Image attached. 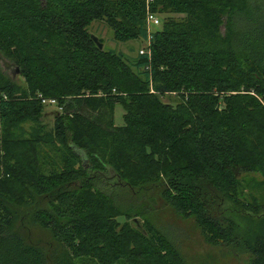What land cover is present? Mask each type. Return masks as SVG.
<instances>
[{
  "label": "trees",
  "instance_id": "1",
  "mask_svg": "<svg viewBox=\"0 0 264 264\" xmlns=\"http://www.w3.org/2000/svg\"><path fill=\"white\" fill-rule=\"evenodd\" d=\"M27 1L0 0V52L24 81L0 75V264H187L152 225L156 189L207 244L264 264V0H154L168 17L151 34L141 0ZM94 21L144 47L99 50Z\"/></svg>",
  "mask_w": 264,
  "mask_h": 264
},
{
  "label": "rangeland",
  "instance_id": "2",
  "mask_svg": "<svg viewBox=\"0 0 264 264\" xmlns=\"http://www.w3.org/2000/svg\"><path fill=\"white\" fill-rule=\"evenodd\" d=\"M42 1V0H41ZM110 2H115L117 0H108ZM20 4L29 7L27 0H17ZM1 5V4H0ZM3 11V8L0 6V14ZM160 13V14H159ZM157 13V17L160 20L161 24L165 21L164 12ZM2 17L0 16V19ZM147 27V25H146ZM161 25L156 27H151L150 32H153L159 29ZM87 33L89 35H94L102 41L104 50H114L122 51L128 56H134L136 50L144 47V43H141L140 47L136 42L128 43H117L113 39V32L107 26L104 21H94L88 27ZM7 48L13 49L15 46H6ZM0 54V75L6 78L9 81L16 82L17 86L24 87V81L21 76L15 75L14 66L7 61L8 58L3 51ZM0 52V53H1ZM258 98V97H257ZM260 98V97H259ZM258 98V100H259ZM162 101L164 103H173L178 101L176 95H167L163 97ZM56 111L55 105H46L41 113L39 118V123L44 124L48 129L52 127L53 124V115ZM123 114L124 111L120 105H116L113 111V122L114 126L121 127L123 126ZM29 124H25L24 128L26 133H24L22 139L27 138V133L29 129ZM9 125L2 124L0 122V140H4L6 137L2 136L3 130L8 129ZM55 156V155H54ZM245 193L243 189H239ZM246 194V193H245ZM150 205V218L152 225H154L158 230H161L166 236L175 243V246L178 249L181 257L187 264H250L252 257L249 254H240L228 256L226 250H224L220 245L213 246L207 244L200 230L196 227L195 221L192 217L183 216L180 212H177L173 206L169 203L166 196H161L159 189L152 190V193L146 192V198ZM152 213V215H151ZM124 218H119L120 223H124ZM141 221V219H140ZM143 222V221H142ZM13 231L16 232L22 240L27 245H33L37 247L42 253L46 252H55L59 254L60 247L59 244L53 239L52 234L35 225L29 221L19 222L17 221L13 225ZM85 264V263H83ZM91 264V263H87ZM118 264H124L122 262Z\"/></svg>",
  "mask_w": 264,
  "mask_h": 264
},
{
  "label": "built area",
  "instance_id": "3",
  "mask_svg": "<svg viewBox=\"0 0 264 264\" xmlns=\"http://www.w3.org/2000/svg\"><path fill=\"white\" fill-rule=\"evenodd\" d=\"M141 1H143L144 4H145V10H146V19H145V21H146L148 33L151 34V32L149 31L150 28L151 27H156L158 25H161V22L158 19L157 15L154 14L152 12V10L150 9V7H152V4L154 3V0H141ZM150 34H149L147 43L149 42ZM139 53L143 54L144 50H141ZM42 104L43 105H53V104L55 105L56 102L54 100H49V101L42 100Z\"/></svg>",
  "mask_w": 264,
  "mask_h": 264
},
{
  "label": "water",
  "instance_id": "4",
  "mask_svg": "<svg viewBox=\"0 0 264 264\" xmlns=\"http://www.w3.org/2000/svg\"><path fill=\"white\" fill-rule=\"evenodd\" d=\"M90 39L94 42V44L96 45V47H97L99 50H102V49H103V45H102V43L99 41V39H98L96 36H94V35H90ZM15 70H16V71H15V75H18V74H19L18 69L16 68ZM131 223H132L133 225H135V226L137 227L138 230H141V229H142L141 224H140V222H139L138 219H136V218L132 219V220H131Z\"/></svg>",
  "mask_w": 264,
  "mask_h": 264
}]
</instances>
